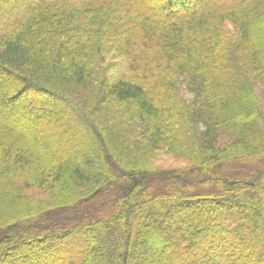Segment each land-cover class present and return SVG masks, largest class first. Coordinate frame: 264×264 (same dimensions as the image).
I'll list each match as a JSON object with an SVG mask.
<instances>
[{
  "label": "trees",
  "instance_id": "trees-1",
  "mask_svg": "<svg viewBox=\"0 0 264 264\" xmlns=\"http://www.w3.org/2000/svg\"><path fill=\"white\" fill-rule=\"evenodd\" d=\"M263 24L264 0H0V264H264Z\"/></svg>",
  "mask_w": 264,
  "mask_h": 264
},
{
  "label": "rangeland",
  "instance_id": "rangeland-1",
  "mask_svg": "<svg viewBox=\"0 0 264 264\" xmlns=\"http://www.w3.org/2000/svg\"><path fill=\"white\" fill-rule=\"evenodd\" d=\"M264 26V24H263ZM259 88H257V94L260 96V99L262 101L263 104V108H264V99L260 93V91H258ZM186 97L190 98L191 94L187 93ZM40 101L45 102L46 106L49 107H55V109H58L59 107V103L49 100V99H44L41 98ZM84 139V138H83ZM153 164H155L157 167L162 168V169H166V168H177V167H182L183 165L186 166L188 163L184 162L183 160L179 159V158H175V157H170L168 155H162L159 153L158 158L153 162ZM35 189V188H34ZM32 189V192L35 191L34 193H36L38 196H41L42 198H44L45 200L48 199L49 197V193H45L43 192L42 189ZM66 198H61V200H65ZM61 203V201H59Z\"/></svg>",
  "mask_w": 264,
  "mask_h": 264
}]
</instances>
